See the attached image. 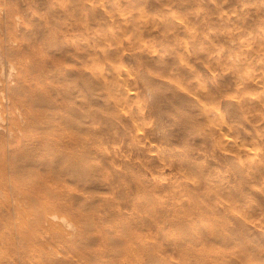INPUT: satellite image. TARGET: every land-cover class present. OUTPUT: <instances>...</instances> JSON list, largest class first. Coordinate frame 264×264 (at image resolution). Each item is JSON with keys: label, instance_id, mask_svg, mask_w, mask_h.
Masks as SVG:
<instances>
[{"label": "rangeland", "instance_id": "374dc122", "mask_svg": "<svg viewBox=\"0 0 264 264\" xmlns=\"http://www.w3.org/2000/svg\"><path fill=\"white\" fill-rule=\"evenodd\" d=\"M32 263L264 264V0H0V264Z\"/></svg>", "mask_w": 264, "mask_h": 264}, {"label": "bare ground", "instance_id": "6f19581e", "mask_svg": "<svg viewBox=\"0 0 264 264\" xmlns=\"http://www.w3.org/2000/svg\"><path fill=\"white\" fill-rule=\"evenodd\" d=\"M6 46V45H5ZM6 49V48H5ZM63 49V48H62ZM19 52V51H18ZM49 53V52H48ZM10 54V53H9ZM12 55V54H11ZM6 63V62H5ZM47 70V69H46ZM10 72V71H9ZM12 72V71H11ZM48 72V71H47ZM46 75H47V73H46ZM49 76V75H48ZM68 79V78H67ZM68 84V83H67ZM15 92V91H14ZM8 93H12V92H8ZM40 93V92H39ZM19 94V93H18ZM20 95V94H19ZM22 95V94H21ZM16 96V95H15ZM132 96V95H131ZM45 97V96H44ZM44 103V102H43ZM37 105V104H36ZM42 105V104H41ZM44 105V104H43ZM32 121V120H31ZM225 136V135H224ZM225 141H227L228 143H230V139H229V137L227 136L226 138H225ZM53 213V212H52ZM51 213V214H52ZM10 227V226H9ZM123 228V227H122ZM53 234V233H52ZM10 235V234H9ZM108 240L109 239H111V238H107ZM24 242V241H23ZM111 242V241H110ZM33 264V263H32Z\"/></svg>", "mask_w": 264, "mask_h": 264}]
</instances>
